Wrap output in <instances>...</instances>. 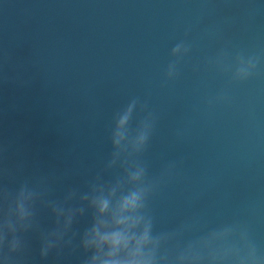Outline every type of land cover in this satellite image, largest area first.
Returning a JSON list of instances; mask_svg holds the SVG:
<instances>
[{
  "label": "water",
  "instance_id": "water-1",
  "mask_svg": "<svg viewBox=\"0 0 264 264\" xmlns=\"http://www.w3.org/2000/svg\"><path fill=\"white\" fill-rule=\"evenodd\" d=\"M0 264H264V0H0Z\"/></svg>",
  "mask_w": 264,
  "mask_h": 264
}]
</instances>
